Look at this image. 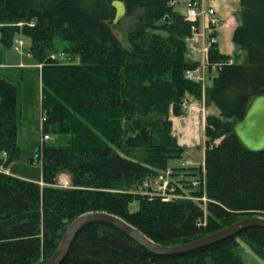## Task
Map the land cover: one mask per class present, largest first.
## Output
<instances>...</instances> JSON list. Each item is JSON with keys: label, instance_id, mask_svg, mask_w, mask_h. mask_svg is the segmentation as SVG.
Returning <instances> with one entry per match:
<instances>
[{"label": "trees", "instance_id": "trees-1", "mask_svg": "<svg viewBox=\"0 0 264 264\" xmlns=\"http://www.w3.org/2000/svg\"><path fill=\"white\" fill-rule=\"evenodd\" d=\"M111 1L0 0L2 41L12 46L29 39L28 53L41 66L46 132L69 136L67 145H43L44 186L0 171V264H43L70 223L89 212L117 216L163 246L198 240L246 216L264 217V151H248L232 129L252 98L264 94V30L252 21L263 19L264 0H241L244 22L232 40L243 61L222 53L218 43L208 51L214 71L205 102L218 115L206 126V202L198 200L200 185H192L195 167L171 166L177 197L167 202L144 187L184 153L169 115L182 113L186 93L201 95V86L185 78L197 62L184 57L186 38L199 22L174 8L177 0H122L130 24L124 46L114 32ZM56 39L66 43L63 49ZM62 50L79 61L52 57ZM18 96V86L0 72V166L20 154ZM63 171L71 186H54ZM239 241L264 260L262 227L187 253L158 255L110 224L92 223L77 233L60 264H245Z\"/></svg>", "mask_w": 264, "mask_h": 264}, {"label": "rangeland", "instance_id": "rangeland-1", "mask_svg": "<svg viewBox=\"0 0 264 264\" xmlns=\"http://www.w3.org/2000/svg\"><path fill=\"white\" fill-rule=\"evenodd\" d=\"M245 1L246 5H249V3L252 2L250 0ZM181 4H185L187 6L188 0H177L174 2L173 6L176 8L177 5L180 6ZM196 11L200 12V16L197 19L192 18L193 22L198 21V25L202 24L201 26L204 30L207 28H210V31L212 29L217 30L219 49L223 53L229 54L232 58L236 59V61H243L244 57H238L237 55L239 53L243 55L244 52L239 50L232 40L235 28L238 25H242L244 22L241 0H200V5L197 7ZM210 11H212V13H210ZM185 12H187V9ZM260 12L264 13V9L261 8ZM251 14V11H247V20L249 22L248 26L250 27L252 21L254 23L260 22V24L255 25L259 26L261 30H264V17L260 21V17L257 16L255 18ZM250 15L253 17L252 21L250 20ZM227 18H229V20L226 24L235 26H232V28H223V25L225 24L224 22ZM192 19L190 20L192 21ZM212 20H215L217 24H212ZM121 21L122 23H119L116 25V27H114V32L118 35L117 37L120 39L121 43L124 46H127L128 43L126 36L130 24L125 22L123 19ZM206 24L208 26L207 28L205 27ZM219 27L222 29H218ZM192 30L193 36L191 35L190 37L186 38V40L195 39L193 40L194 42L199 41L201 44L202 41L205 42L204 46H201V61L199 60V63L197 62L195 67L188 69V71L190 70L193 72L194 77L197 78L198 82L195 83L201 86V95L197 97L191 93H186L181 104L182 113L179 115H174L171 113L169 115V120L171 121V134L173 137H175L177 144L184 149L182 157L179 159L170 160L169 165L179 167L184 160H191L194 164L193 167H195L197 171V179H199L200 188L202 189V195L198 200L206 202L205 192L207 183L204 162V152L206 148V126L207 119L209 117L218 115L217 110L212 105L206 104L204 95L207 86L210 85L208 74L210 71H214L213 66L210 65L208 60V51L213 42L211 34L206 33L205 35L203 32V34H200L199 36L200 32H195V26L192 27ZM18 39H21L18 41L19 48H14V45H7L2 41L0 32V64H6L9 66L8 68L1 66L0 71L2 74L10 77L19 88L17 106V144L20 149L19 157L10 161L7 166H0V171L5 173H8L7 171H9V173L12 175L35 182L40 180L39 184L44 186L42 183V150L40 154L41 161L33 162L31 160L38 149H43V145L46 143L45 141H42L43 134L49 133L46 132L45 124L48 122V114L41 104V90L40 105L38 104L39 97L37 95V91L39 90V70L41 66L33 64V60L28 53L30 44L29 39ZM54 44L59 50H61L66 43L56 39ZM186 53L188 54L187 48H185L184 56L186 61H195L194 56H191V54L187 55ZM52 57H58L60 62L63 63L79 61V59L73 57L72 54L64 50L56 52V54H54ZM190 105H194L193 110H190L189 108L187 109V107ZM44 117H46L45 122L43 121ZM50 137L51 140L47 141V144H54L58 146L67 145L69 139V136L65 134H52ZM218 142L219 139L214 141V143ZM3 156L6 157V154L4 153ZM64 172L66 171L61 173ZM56 182L57 176L55 178L54 186L69 187L72 184L70 183L67 186H64L57 184ZM237 254L245 262V264H264V260L242 241H239Z\"/></svg>", "mask_w": 264, "mask_h": 264}, {"label": "water", "instance_id": "water-1", "mask_svg": "<svg viewBox=\"0 0 264 264\" xmlns=\"http://www.w3.org/2000/svg\"><path fill=\"white\" fill-rule=\"evenodd\" d=\"M111 6L114 9L112 24L116 26L125 17L127 8L125 2L122 0H112ZM165 20H167V18ZM232 129L240 143L248 151H264V94L252 98L243 117L241 119L235 118L232 121ZM92 223L110 224L124 232L150 252L158 255H171L183 254L212 245L223 239L234 236L246 228H264V217L256 215L246 216L235 224L198 240L177 246H163L154 243L146 235L117 216L105 212H89L78 216L70 223L57 248L43 264H60L66 257L77 233L84 226Z\"/></svg>", "mask_w": 264, "mask_h": 264}, {"label": "built area", "instance_id": "built-area-1", "mask_svg": "<svg viewBox=\"0 0 264 264\" xmlns=\"http://www.w3.org/2000/svg\"><path fill=\"white\" fill-rule=\"evenodd\" d=\"M199 5H200V3L195 2V1H189L188 2V4H187V17L189 20L192 18L196 19L200 16V12L196 11V9ZM210 13H212V11H210ZM192 21H193V19H192ZM212 24H217V22L215 20H212ZM213 69H214V67H213ZM185 78L190 80V81H193V82H198L197 78L194 77L193 72H191L190 70L186 71ZM188 108L190 110H193L194 105H190L187 107V109ZM43 121L44 122L46 121V117L43 118ZM50 139H51L50 135L43 134L42 141L46 142ZM40 154H41V148L38 149L37 153L34 154V161L35 162L41 161ZM182 165L184 167L194 166L193 162L191 160H188V159L184 160ZM172 176H173V170L170 168L165 169L164 171H162L157 176V178L151 184L145 183L144 187L151 186L153 188V192L150 194V196H158L162 202H167L170 199L177 197V195L174 194L175 188L173 186L174 181H173ZM192 185L193 186H199L200 185L199 180L197 179V180L193 181Z\"/></svg>", "mask_w": 264, "mask_h": 264}, {"label": "crops", "instance_id": "crops-1", "mask_svg": "<svg viewBox=\"0 0 264 264\" xmlns=\"http://www.w3.org/2000/svg\"><path fill=\"white\" fill-rule=\"evenodd\" d=\"M176 9H178L179 11H182V12H185L186 11V6H185V4L183 5V4H181L180 6L179 5H177L176 6ZM230 18V17H229ZM229 18H227L226 19V21L224 22L225 24L223 25V28H226V27H230V28H232V26H235V25H227L226 23H227V21L229 20ZM203 20V19H202ZM201 21V20H200ZM204 21V20H203ZM202 24H200L199 25V36H200V34L202 35L203 34V32H204V34L206 35V33L207 34H213L214 36H213V38L214 39H216L215 41H217V43H218V39H217V30H214V31H210V28H207L208 26H207V24H206V28L207 29H203V27L201 26ZM218 29H222L221 27H219ZM202 30V31H201ZM197 39V38H196ZM193 40H195V39H187L186 40V48L188 49V54L187 55H189V54H191V56H194L195 57V61H193V62H190V61H188L187 60V62H189V63H194V62H198L199 63V60L201 61V46H204V44H205V42L204 41H202V44H201V42L199 43V41H196V42H194ZM219 48V47H218ZM220 50V49H219ZM221 51V50H220ZM222 52V51H221ZM223 53V52H222ZM225 54V53H224ZM227 55H229V54H227ZM190 56V57H191ZM230 56V55H229ZM30 65H32V64H30ZM1 66H4V67H6V68H8L9 66H7L6 64H0V67ZM18 66V65H17ZM1 72V71H0ZM4 75V74H3ZM5 76H7V75H5ZM8 77V76H7ZM8 78H10V77H8ZM11 79V78H10ZM37 95H38V97H39V105H40V88H39V90L37 91ZM8 173H9V171H7ZM28 180V179H27ZM38 183H40V180L39 181H37ZM57 184H60V185H64V186H67L68 184H70L71 183V176H70V174L69 173H66V172H64V173H61L60 175H58L57 176V182H56Z\"/></svg>", "mask_w": 264, "mask_h": 264}]
</instances>
